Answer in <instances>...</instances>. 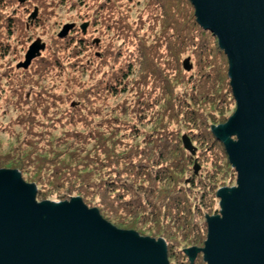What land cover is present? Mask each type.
<instances>
[{"label": "trees", "instance_id": "1", "mask_svg": "<svg viewBox=\"0 0 264 264\" xmlns=\"http://www.w3.org/2000/svg\"><path fill=\"white\" fill-rule=\"evenodd\" d=\"M32 1L41 16L31 30L45 27L61 3L91 11L85 19L110 41L96 61L91 31L76 28L17 70L30 10L0 7V116L10 118L0 119L10 133H0V147L6 138L16 142L0 148V166L37 184L42 202L80 197L117 226L132 221L140 234L166 239L177 264H202L180 245L205 244L207 216L220 213L216 191L237 176L212 130L229 120L235 102L216 37L197 23L189 0Z\"/></svg>", "mask_w": 264, "mask_h": 264}, {"label": "water", "instance_id": "2", "mask_svg": "<svg viewBox=\"0 0 264 264\" xmlns=\"http://www.w3.org/2000/svg\"><path fill=\"white\" fill-rule=\"evenodd\" d=\"M189 1L197 23L217 38L228 59L237 108L227 123L212 130L237 181L217 193L220 213L207 216L204 248L184 252L191 263L203 253L206 264H264V0ZM38 15L36 7L31 25ZM75 27L64 25L58 38L65 39ZM80 28L86 34L88 23ZM46 48L36 39L16 68L28 70ZM183 67L192 71L190 57ZM182 140L196 155L191 140ZM37 191L19 171L0 170V264H170L163 239L116 228L80 197L38 202Z\"/></svg>", "mask_w": 264, "mask_h": 264}, {"label": "rangeland", "instance_id": "3", "mask_svg": "<svg viewBox=\"0 0 264 264\" xmlns=\"http://www.w3.org/2000/svg\"><path fill=\"white\" fill-rule=\"evenodd\" d=\"M12 3V2H11ZM16 2H14V5L13 6H10V7H6V8H11V9H14V13H16V11L15 10H17L18 9V6L19 5H22V6H24L22 9H18V10H20V12L21 13H25L26 11H27V9H29L30 11L27 13V14H25V22L28 24L29 23V21L27 20V18H28V15H30L31 13H32V11L34 10V8H38V13H39V15H38V18H40V16H41V11H40V9H39V7L36 5V3L35 2H33L32 0H28V2H26L25 4H15ZM54 8H57L56 9V14H55V17L50 21H48L47 22V24H46V26L45 27H41V29H38L37 31H33V30H31V28H29V29H27L28 30V32H29V34H27L26 35V37H25V40H23L26 44H27V48L24 50V56H25V54H26V51H27V49H28V47H29V45H30V43H31V41H35V39H37V38H42V40L44 41V42H46V44L47 45H49L51 42H52V38L55 36V37H57L58 38V34H59V32L61 31V29H62V27L64 26V25H66V24H68V23H74V24H76V26H77V28H80V26L82 25V24H85V23H88V28H87V34H82L83 36H87L88 34H89V32H90V35H91V40H93V42H94V46L96 47V51H95V49H92L90 52V54H94V56L96 57V61L97 60H103V58H104V56H103V50H104V46H107L108 44H109V38L108 39H106L105 37H104V35H101L104 31L102 30V28L98 25H94L93 26V28H91V25H92V22H91V20L89 21L88 19H85V17L87 16V14L86 13H88L89 15H91L92 16V12L91 11H89V12H87L86 10L84 11V10H81V11H79V10H77V9H73V8H75V7H73L72 5L71 6H67V5H65V4H61V3H58L56 6H54ZM74 10V11H73ZM18 12V11H17ZM20 13V14H21ZM30 13V14H29ZM191 14L193 15V16H195V11L192 13V11H191ZM181 16H182V19H184L185 18V15L183 14V13H181ZM137 16L135 15L134 16V18H136ZM37 18V19H38ZM70 20H72V21H70ZM34 25V24H33ZM30 27H32V26H30ZM81 31V30H80ZM106 33V32H105ZM217 39V38H216ZM96 41H98L99 43L97 44V43H95ZM218 41V40H217ZM114 46V48H117L116 47V45H113ZM20 48H21V46H20ZM48 48V47H47ZM47 48H46V50H47ZM46 50H45V52H46ZM44 52V53H45ZM44 53H42V54H44ZM16 55H18V53H16ZM15 56V55H14ZM24 56H23V58L22 59H18L16 62H15V65H17L19 62H21V61H24ZM42 56V55H41ZM91 56V55H90ZM16 58V57H15ZM224 59L222 58V62L224 63V68H225V61H223ZM84 63H88V59L86 58L85 59V62ZM96 65V64H95ZM226 70H225V72H226V74H225V78L226 77H228V68H225ZM18 70V69H17ZM228 70V71H227ZM90 82V81H89ZM93 83L95 82V80L94 81H92ZM29 93V92H28ZM27 93V94H28ZM30 97V95H28V98ZM228 98H230V97H228ZM73 99H75L74 101H77L78 100V98H76V97H74ZM117 100H115V104H117ZM72 105H74V104H71V106ZM75 105H76V103H75ZM74 105V106H75ZM79 105V104H78ZM229 108H230V111L229 112H227L226 111V115H230L229 116V119L233 116V114L235 113V111H236V103L234 102V101H232L231 99H230V105H229ZM0 115H1V113H0ZM0 119L2 120V121H4L5 122V124H7L8 123V121H9V119L10 118H7V117H4V116H0ZM0 120V133L1 134H4V135H8V134H10V133H6V131L4 130V127L5 126H3L2 125V121ZM227 123V122H226ZM222 125V124H221ZM217 126H220V125H217ZM217 126H215V127H217ZM14 127H16V124H14ZM8 140V141H7ZM4 142V144L2 145V147H0L1 148V150L2 151H4V152H7V151H9V150H11L12 148V146H14V145H16V142L15 141H11V140H9V139H5V141H3ZM220 142V141H219ZM9 146H10V148H9ZM3 162H4V160H1L0 159V164H3ZM6 162V161H5ZM5 164V163H4ZM0 167H2L0 170H2V169H8V170H17V169H14V167H11L10 165H7V164H5V165H1ZM17 171H19V170H17ZM20 172V171H19ZM20 174H21V176H22V178H23V180L26 182V179L24 178V176L22 175V173L20 172ZM235 174H236V172H235ZM33 176V175H32ZM230 177V176H229ZM229 177L226 179V181H225V184L224 185H222L221 187H219L218 189H217V191H216V195H217V193H218V191L220 190V189H222V188H232V187H234L235 185H236V181H237V176L236 175H234V178L230 181L229 180ZM26 183H29V184H35V183H31V182H26ZM36 185V187H37V184H35ZM48 189L49 190H51V191H53L51 188H49L48 187ZM37 190H38V187H37ZM44 191H46L45 189H43ZM37 196H38V191H37ZM50 199H52V197H49V199L48 200H50ZM47 200V201H48ZM37 201L38 202H42V201H40L39 199H37ZM84 202V201H83ZM86 205V204H85ZM89 207V206H88ZM218 207H219V205H218ZM89 208H91V207H89ZM96 208V207H95ZM96 209H98V208H96ZM99 210V209H98ZM101 214V213H100ZM101 216L104 218V220H106L107 222H109V223H111L113 226H115L116 228H118V229H120V230H125V231H135L136 233H138L140 236H142V237H150V238H154V239H156V240H158V239H163L165 242H166V239H164L163 237H153L152 236V234L151 233H149V232H145V234H140V231L139 230H136V229H134L133 227L134 226H132V224H134L132 221H126L127 222V224H125L124 223V221H120V222H123L124 223V225H116V224H114L113 223V221H110L108 218H105L102 214H101ZM211 216H214V215H210V217ZM137 225H140L141 226V224H137ZM142 233V232H141ZM166 244H167V242H166ZM168 248V247H167ZM192 248H196V249H203L204 248V244H203V242H202V244H200V245H196V246H185V244H181L180 245V250H181V252L183 253L185 250H190V249H192ZM197 256H199V257H196L197 259H198V261H200L202 264H204V255H203V253H200V254H198ZM168 259H169V262H170V264H177V259H175V260H170V258L168 257ZM196 262H197V260H196ZM206 264V263H205Z\"/></svg>", "mask_w": 264, "mask_h": 264}, {"label": "flooded vegetation", "instance_id": "4", "mask_svg": "<svg viewBox=\"0 0 264 264\" xmlns=\"http://www.w3.org/2000/svg\"><path fill=\"white\" fill-rule=\"evenodd\" d=\"M12 2V3H11ZM14 2H16L15 4H19L20 3V0H0V7H10V6H13L14 5ZM28 2V1H27ZM26 3V2H25ZM23 3V4H25ZM30 14V13H29ZM29 17V15H28ZM28 20V18H27ZM33 41H31L32 43ZM30 43V44H31Z\"/></svg>", "mask_w": 264, "mask_h": 264}]
</instances>
